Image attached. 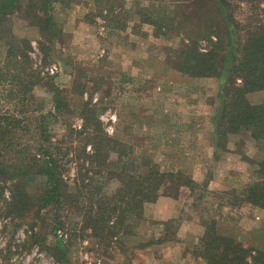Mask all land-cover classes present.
I'll return each instance as SVG.
<instances>
[{"label":"rangeland","instance_id":"rangeland-1","mask_svg":"<svg viewBox=\"0 0 264 264\" xmlns=\"http://www.w3.org/2000/svg\"><path fill=\"white\" fill-rule=\"evenodd\" d=\"M75 1H65L67 4H64V14H71L76 10ZM263 1L260 0L255 5L258 7L255 17L261 23H264V12L261 10ZM91 2L96 8L92 7L95 12L93 14L108 11L115 3L119 8L118 18L117 15L112 18V14H109L110 19L106 23L92 25L89 23L92 20L91 13L85 8L80 14L85 17L84 21L89 26L82 21L78 25L74 23L64 26L63 19L53 9V19L58 24L61 36L51 41L41 36L42 28L37 23L34 22L33 25L18 14L0 21V72L10 74L9 78L0 82V116L7 117L10 122L15 121L14 118L20 121L4 138L5 141L11 138L12 146L4 149L5 144L0 142V172L6 168L8 176H11L10 166L15 164V155L19 150L25 156L33 154L34 150L30 152V146L35 143V137L29 133L27 125L30 123H26V120L27 117L32 119L33 116H46L53 112L54 91L47 85L51 82L61 91V98L71 110L63 115L55 113L53 118L56 123L52 121L50 125L51 141L65 139V121L72 128L82 127V118L78 113L88 103L94 108V118L100 123L104 133L117 144V150L128 155L133 161L131 165L140 167L141 170L142 160L149 159L161 171L182 168L187 174V159L191 156L183 155L186 152L184 150L187 146L194 147L199 143L195 139L196 135L206 131L208 120L200 119L203 118V110L209 113L207 116L212 121L219 111L222 103V79L195 78L175 71L173 52L180 47V37L174 33L147 39L145 37L150 28H143L141 35L134 33L136 38L133 50L121 48L118 45L120 37L110 31L126 25L131 17V8L125 6V0H89V4ZM237 6L233 16L243 23L252 14L251 9L244 2ZM107 29L110 31H106ZM50 32L54 33L52 30ZM76 32L84 34L83 38L89 41L79 44V47L74 37ZM96 36H100V43L96 41ZM7 42H15L16 50L12 49L10 61L6 62ZM100 46L105 48L101 54L98 52ZM8 64L12 66L10 69L5 68ZM53 66L56 71L51 74L49 71ZM21 81L26 86L25 94L20 93L26 100L25 112L22 114L18 113V97H7L8 93L17 92V83ZM247 98L251 104L264 105V92L251 93ZM33 110L36 111L34 115L31 113ZM247 136L243 134L233 137L231 142L227 139L226 148L235 153L239 142L249 140ZM19 137L21 144L17 140ZM77 145L81 146V143ZM228 148L227 151H230ZM236 155L218 150L211 168H207L208 172L212 169L220 179L228 176V170L237 172L244 164L239 163L237 158L240 156ZM81 157L79 151L74 156L69 155L68 165H71L70 172L66 175L68 178L73 179L74 161ZM129 159H126L127 162ZM232 173L229 176L232 177ZM32 174L25 176L23 190L33 197V194L42 190L43 178ZM207 175L208 178L209 173ZM12 184L0 181V264H85L86 261L94 262L100 258L107 261L116 256H133L144 246L141 243L142 228L135 217L127 221L129 227L127 231L123 230L124 233L121 230V233L114 232L116 236L93 238L91 230L83 228L81 214L69 207L63 206L57 210L50 206L41 211L24 203L20 210H12L8 192ZM118 185L119 183L112 182L108 188L113 190ZM69 188L74 191L71 184ZM197 193L199 189H196ZM204 197H208L207 200L212 203L219 199L208 194ZM211 208L210 204L199 203L196 212L207 220L205 218L212 213ZM174 225L170 224V228ZM84 241H87L85 245L82 243ZM63 255L66 262H62Z\"/></svg>","mask_w":264,"mask_h":264},{"label":"trees","instance_id":"trees-1","mask_svg":"<svg viewBox=\"0 0 264 264\" xmlns=\"http://www.w3.org/2000/svg\"><path fill=\"white\" fill-rule=\"evenodd\" d=\"M65 1L0 0V21L18 14L33 25L37 23L42 28L41 36L48 41L57 40L61 31L53 19V9L56 3L67 4ZM153 1L156 7L137 5L135 11L143 22L154 27L157 36L174 33L180 37V47L173 52V67L190 77H219L223 81L222 103L214 117L213 143L216 150L225 152L229 136L248 132L264 151V105L251 104L247 98L251 93L264 92V23L255 17L258 8L255 5L260 0ZM242 2L248 4L252 12L243 23L233 16V11ZM261 10L264 12V1ZM6 44L7 62L12 49L16 48L15 42ZM10 67L8 64L5 68ZM9 77L10 74L0 72V82ZM17 85V92L8 93L7 97H18V113L22 114L26 100L20 93L25 94L26 86L23 81ZM47 85L54 91L53 112L46 116H33L32 119L27 117L26 120L30 123L27 125L29 133L35 137H32L35 143L30 146L33 154L25 156L19 150L15 164L10 166L11 176H8L6 168L0 172V181L13 183L8 191L10 209L20 210L24 203L41 211L50 206L57 210L69 207L81 214L83 228L91 230L93 238H106L116 236L121 230L123 233L127 231V221L132 217L139 218L143 205L153 202L166 183L174 181L175 186L195 185L187 176L159 171L149 159L142 160L141 170L131 165L133 161L128 155L117 150V144L104 133L94 118V108L88 103L78 113L82 127L72 128L65 121V139L51 141L50 125L52 121L56 123L55 113L63 115L71 110L61 98V91L51 82ZM31 113L34 115L36 111ZM13 120L10 122L7 117L0 116V142L5 144L4 149L12 146L11 138L4 140L5 135L20 123L15 118ZM17 140L20 143L21 138ZM80 143L81 146L77 145ZM78 151L82 157L74 161L75 174L70 179L66 176L71 165H68V157ZM263 172L264 160L259 165L258 174ZM30 173L43 178L42 190L33 197L23 190L24 178ZM112 182L119 185L110 190L108 185ZM242 195L244 201L264 209V181L249 185ZM205 226V233L199 240V256L206 264H264V252L246 249L232 238L221 235L214 220H208ZM62 260L67 261L64 255Z\"/></svg>","mask_w":264,"mask_h":264},{"label":"crops","instance_id":"crops-1","mask_svg":"<svg viewBox=\"0 0 264 264\" xmlns=\"http://www.w3.org/2000/svg\"><path fill=\"white\" fill-rule=\"evenodd\" d=\"M125 1V6L128 5L132 10L131 17L127 20L126 25L121 29H111V31L107 29L106 31H113L120 37L121 41L118 45L121 48L126 47L133 50V42L136 35H141L143 28H150L145 38H158L154 27L149 23L143 22L139 14L136 13L137 5L142 8L152 5L156 7L157 5L153 0ZM114 4L113 7L111 5L110 10H102L98 14H93L95 12H93L92 7L93 9L95 7L93 3L89 4V0L86 2L84 0H76L74 4L76 10L74 9L71 14H64L65 5L61 3H56L54 9L57 11L56 14L63 19L64 26L74 23L78 25L81 21L86 26H89V23L92 25H97L101 22L106 23V20L110 19L109 14H112V18H115L119 8ZM85 8L86 11L89 10L92 16V20L87 24L84 21L85 17L80 14ZM121 10L123 9L121 8ZM89 13H87L88 16ZM134 28L137 31L134 32ZM100 29L103 31V27ZM83 35H79L76 32L74 36L79 47V44L89 41L83 38ZM100 39V36H96L98 43H100ZM113 46L111 45V47ZM98 50L101 54L105 51V48L100 46ZM174 70L178 72L175 68ZM207 115L209 113L203 110V118L200 117V119L208 120V122L206 121L208 125L204 134L196 135L195 139L199 143H196L194 147L187 146L186 150H184L186 152L183 155L191 156V158L187 159L189 160L186 168L187 174L183 172L182 168L161 171L155 165L161 172L173 173L176 176H187L195 185L181 184L175 186L174 181L168 182L160 189L153 202L143 205L142 215L138 218V222L142 228L143 238L141 243H144V246L140 247L135 255L127 254L126 257L121 256L120 258L116 256L114 259L107 261L102 258L94 262L85 260V264H206L199 256V240L205 233V224L208 220L216 222V228L221 235L232 238L246 249L264 252V209L244 201V195H242L243 190L249 185L256 181H264V172L258 174L259 165L264 160V151L259 146V143L250 137L248 132L231 135L228 137L230 142L233 137H240L243 134L248 135V141L238 143V153L237 151L234 153L228 147L230 151H227L226 148V153L229 152L233 156L238 154L240 158L237 159L244 166L239 168L237 172L228 170V176H225L224 179H220L212 169H209L208 172L207 168L214 162L218 150H216L213 143L214 120H210ZM217 159L219 160V157ZM208 173L209 177L207 178ZM230 173L233 174L232 177L229 176ZM196 189H199L197 194ZM207 194L217 196L219 199L214 203L209 202L207 200L208 197H204ZM199 203L201 205L203 203L210 204L212 207V213L207 214L206 218L204 217L207 220H204L196 212ZM172 223L175 225L170 228ZM82 243L85 245L87 241ZM122 258L128 259L123 260Z\"/></svg>","mask_w":264,"mask_h":264},{"label":"built area","instance_id":"built-area-1","mask_svg":"<svg viewBox=\"0 0 264 264\" xmlns=\"http://www.w3.org/2000/svg\"><path fill=\"white\" fill-rule=\"evenodd\" d=\"M54 71H56V68L53 66V67L50 69V71H49V72H50L51 74H53V73H54Z\"/></svg>","mask_w":264,"mask_h":264}]
</instances>
